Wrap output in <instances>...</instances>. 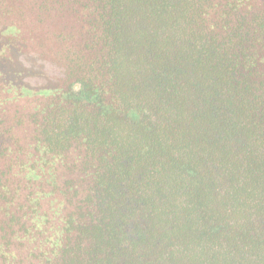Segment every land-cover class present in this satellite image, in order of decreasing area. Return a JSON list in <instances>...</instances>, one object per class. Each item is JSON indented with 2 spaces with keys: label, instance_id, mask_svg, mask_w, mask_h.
I'll list each match as a JSON object with an SVG mask.
<instances>
[{
  "label": "trees",
  "instance_id": "1",
  "mask_svg": "<svg viewBox=\"0 0 264 264\" xmlns=\"http://www.w3.org/2000/svg\"><path fill=\"white\" fill-rule=\"evenodd\" d=\"M38 2L81 24L55 85L0 28V264H264V0Z\"/></svg>",
  "mask_w": 264,
  "mask_h": 264
},
{
  "label": "rangeland",
  "instance_id": "2",
  "mask_svg": "<svg viewBox=\"0 0 264 264\" xmlns=\"http://www.w3.org/2000/svg\"><path fill=\"white\" fill-rule=\"evenodd\" d=\"M49 9L47 4L44 12L38 0H0V28L12 23L21 30L19 36H9L19 49L11 65L24 69L28 84L61 82L58 51L65 43L61 36L67 32L77 34L80 29L81 13L63 10L54 3L49 4Z\"/></svg>",
  "mask_w": 264,
  "mask_h": 264
}]
</instances>
